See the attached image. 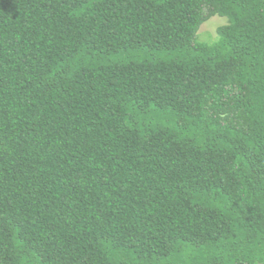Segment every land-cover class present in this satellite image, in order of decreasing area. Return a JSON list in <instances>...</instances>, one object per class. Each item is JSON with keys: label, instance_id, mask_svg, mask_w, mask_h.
Here are the masks:
<instances>
[{"label": "trees", "instance_id": "16d2710c", "mask_svg": "<svg viewBox=\"0 0 264 264\" xmlns=\"http://www.w3.org/2000/svg\"><path fill=\"white\" fill-rule=\"evenodd\" d=\"M0 264H264V0H0Z\"/></svg>", "mask_w": 264, "mask_h": 264}, {"label": "rangeland", "instance_id": "374dc122", "mask_svg": "<svg viewBox=\"0 0 264 264\" xmlns=\"http://www.w3.org/2000/svg\"><path fill=\"white\" fill-rule=\"evenodd\" d=\"M225 22H226V18L217 17V16L213 17L201 27L199 31L200 38L207 37L209 35L211 37H215L217 28L219 26L224 25Z\"/></svg>", "mask_w": 264, "mask_h": 264}]
</instances>
